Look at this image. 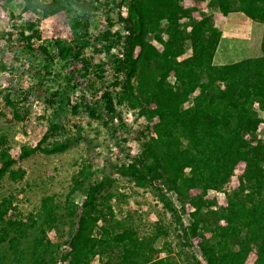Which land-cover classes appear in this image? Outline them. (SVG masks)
I'll return each mask as SVG.
<instances>
[{"label": "trees", "instance_id": "16d2710c", "mask_svg": "<svg viewBox=\"0 0 264 264\" xmlns=\"http://www.w3.org/2000/svg\"><path fill=\"white\" fill-rule=\"evenodd\" d=\"M201 1L208 2L211 13L240 12L264 25V0ZM26 2L44 18L63 11L74 16L78 32L74 48L59 42V55L64 60L81 59L89 45L86 37L94 18L92 13L98 10L95 3ZM185 16L191 17V11L183 9L180 0H138V4L128 6L126 18L120 17L128 35L104 36L111 42L107 47L109 53L120 44L123 46V59L113 55L116 70L125 76L121 103L130 109H144L148 121H159L154 128L156 136L148 138L136 161L123 166L121 171L138 187L152 188L170 210L174 209L169 192L194 207L192 225L184 233L201 237L208 264H246L251 253L257 256L256 264H264V136L258 134L261 129L264 134V58L216 65L222 31L212 16L192 19L189 26L183 27L181 21ZM22 36L30 42L31 37ZM187 43L193 54L179 61L186 53ZM138 46L142 50L135 59ZM261 48L264 53V37ZM83 61V71L89 73L92 64L88 59ZM137 76L140 82L135 94L131 79ZM102 96L109 114L116 115L111 95L106 92ZM190 97L193 104L183 109ZM51 104L57 105L54 100ZM50 135L48 131L42 142ZM7 144L8 141L0 140V174L13 165ZM33 152L24 148L21 155ZM241 164L245 167L240 184L229 192L228 184ZM12 174L14 180L25 177L22 171L14 170ZM103 188V183H90L84 190L87 200L78 230L66 243L71 250L60 255L50 242L44 241L46 233L60 220L50 213L43 236L37 241L39 246L27 264H92L96 257L102 264H178L175 258L161 255L169 245L156 246L160 237L167 234L161 222L156 224L155 233L141 236L135 228L114 221L112 210L98 208ZM194 189L199 192L192 194ZM212 190L222 191L229 201L226 209L215 214L211 209L213 203L205 200ZM50 202L46 199L45 206H50ZM7 205L5 200L0 207V225L5 232L0 243L9 240L7 237L14 230L9 243L10 248H15L28 237L36 221L33 217L30 223L7 218ZM75 207L72 201V217L76 214Z\"/></svg>", "mask_w": 264, "mask_h": 264}, {"label": "rangeland", "instance_id": "374dc122", "mask_svg": "<svg viewBox=\"0 0 264 264\" xmlns=\"http://www.w3.org/2000/svg\"><path fill=\"white\" fill-rule=\"evenodd\" d=\"M35 1L47 3L49 0ZM89 1L98 7L92 13L94 18L86 37L89 45L81 59L70 57L64 60L59 55L58 43L74 48L78 34L70 12L44 18L38 9L29 8L26 0H0V140L8 141L6 146L13 159L9 170L0 174V207L7 200V218L30 223L33 217L36 221L28 237L15 248H10L9 240L15 233L9 230V240L0 243V264H27L32 259L50 213L60 220L46 233L44 241L50 242L60 255L68 253L71 249L66 243L78 230L87 200L84 190L90 183H103L98 208L112 210L114 221L126 223L141 236L155 233L156 224L162 223L167 234L160 237L156 246L169 245L162 257H173L178 264H208L203 255L201 237L185 236L184 233L192 225L194 207L180 202L169 192L175 211L170 210L152 188L138 187L121 171L123 166L136 161L148 138L156 136L154 128L159 122L157 119L148 121L144 109H130L121 103L125 76L116 70L113 55L123 59V46L120 44L109 53L107 47L111 42L104 38L105 34L128 35L120 17L126 18L128 6L138 4V0ZM180 6L191 11V17L182 19L183 27L189 26L192 19L212 16L215 25L225 32L228 39H223L220 44L216 65L264 58L258 41L260 36L264 37V28L260 25L251 30L253 21L247 20L244 14L239 17L250 23L247 28L245 24L241 25L247 31H227L232 18L237 19L230 14L236 12L227 15L211 13L208 2L201 0H180ZM238 22L240 24L241 19ZM22 35L31 37L30 42H26ZM141 50L138 46L135 59ZM192 54L187 43L186 53L179 61ZM83 59L92 64L89 73L83 71ZM139 82L138 76L131 79L135 94ZM106 92L111 95L116 115L109 114L106 108L102 96ZM52 100L56 101V106H52ZM192 104L193 98L190 97L183 109ZM48 131L51 135L43 143ZM258 134L264 136L262 129ZM24 148L34 152L22 157ZM244 167V164L237 167L228 184L229 192L239 186ZM14 170L24 172L25 177L14 180ZM198 192V189L192 190V194ZM46 199L51 200L48 207L44 204ZM205 200L213 203V214L222 212L229 203L227 195L216 190L210 191ZM72 201L76 205L73 217L70 215ZM4 235L0 225V238ZM256 262V254L251 253L246 264ZM92 264H102L101 259L94 258Z\"/></svg>", "mask_w": 264, "mask_h": 264}, {"label": "crops", "instance_id": "0c3cea01", "mask_svg": "<svg viewBox=\"0 0 264 264\" xmlns=\"http://www.w3.org/2000/svg\"><path fill=\"white\" fill-rule=\"evenodd\" d=\"M240 14H243V13L236 12V13L230 14V16L235 15V17H236L237 19H233V18H232V23H233V24L231 23V26H229V27L227 28V31H230V29H234V30L242 29V31H243V29L246 30V28L249 27L250 23H249L247 20H251V19L248 18L246 15H245V16L248 18L247 20L244 19L243 17H239ZM239 19H241V21H242V22H240V24H239V22H238ZM233 20H234V21H233ZM251 21H252V20H251ZM242 24H245V25H246V28H242V27H241ZM260 25L264 28V25H263V24L253 21V24L251 25L250 29H251V30H254L255 27L259 28ZM220 30H221V29H220ZM221 31H222V30H221ZM246 31H247V30H246ZM230 35H231V34H230ZM232 35H234V34H232ZM232 35H231V36H232ZM244 35H245V34H244ZM226 37H227V36L225 35V32L222 31V39H221V42H222L223 39H228V38H226ZM262 40H263V38H261V36H260V39L258 40L259 43L262 44ZM221 42H220V44H221ZM261 44H259V45H261ZM259 45H258V48H259ZM219 47H220V45H219ZM218 49H219V48H218ZM256 49H257V48H256ZM257 52H259V50H258ZM259 57H260V56H259ZM215 58H216V57H215ZM221 64L224 65L223 62H222Z\"/></svg>", "mask_w": 264, "mask_h": 264}]
</instances>
